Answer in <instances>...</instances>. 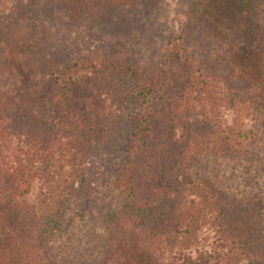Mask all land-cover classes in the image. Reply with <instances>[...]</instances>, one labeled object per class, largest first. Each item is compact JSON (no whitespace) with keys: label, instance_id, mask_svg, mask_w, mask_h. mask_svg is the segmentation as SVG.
<instances>
[{"label":"trees","instance_id":"trees-1","mask_svg":"<svg viewBox=\"0 0 264 264\" xmlns=\"http://www.w3.org/2000/svg\"><path fill=\"white\" fill-rule=\"evenodd\" d=\"M55 1L80 22L140 0ZM231 1L229 14L222 0L191 8L204 18L201 29L222 33L226 66L237 67L264 53V0L245 12L238 9L244 0ZM192 40L176 64L164 55L128 62L88 53L32 92L29 124L0 133V264H264V192L235 185L264 179L263 171H250L258 138L247 119L224 124L222 113L216 131L194 135L204 123L191 104L201 107L209 78L206 87L185 66L180 71L194 86L175 75L182 61L191 62ZM167 82L197 102L164 91ZM120 130V148L127 147L91 194L94 151ZM222 164L228 177L221 181L212 165ZM39 187L47 188L35 196Z\"/></svg>","mask_w":264,"mask_h":264},{"label":"rangeland","instance_id":"rangeland-1","mask_svg":"<svg viewBox=\"0 0 264 264\" xmlns=\"http://www.w3.org/2000/svg\"><path fill=\"white\" fill-rule=\"evenodd\" d=\"M198 1L167 0L161 3L158 0H140L128 9L113 6L90 14L85 20L73 22L67 19L70 18L67 6H58L55 0H0V133L28 125L29 96L32 92L40 86L46 88L48 77L53 72L85 58L88 53L96 56H104L109 52L125 55L128 62L141 61L138 58L142 56L153 60L158 55H164L169 58L170 64H176L180 55L190 49L188 40L193 39L191 62L188 64L182 61V65L180 63L175 71V75L183 77L184 71H180V68L185 66L190 69L187 70L192 73V79L202 78L204 83L205 77L209 78L208 87L204 83L208 95L203 99L201 107L195 102L191 104V110L197 113L198 122L204 123L203 127L197 128L199 135L193 134L202 136L216 131L211 127L219 124V118L224 117L222 114L226 115L224 124H238L243 120L241 118L247 119L258 138L253 152L255 165L250 171H256V175L261 174L264 172V53L258 55L259 60L248 57L245 65L226 66L223 43L220 37H216L222 36V33H217L216 28L201 29L200 20L204 18H197L191 8ZM244 1L238 6L239 10L245 12L247 5L252 11L256 10L255 3H249L252 0ZM226 2L224 4L229 14L235 7L232 1ZM212 7L217 9L215 1ZM214 21H207L208 25ZM215 22L220 25L217 20ZM229 24L234 26L236 23L229 21ZM258 61L259 65L256 64ZM193 62H196L195 66ZM191 67L194 69L191 70ZM198 70H201V74ZM185 78L187 84H192L188 77ZM167 84L169 86L166 85L164 91L172 90L178 97L183 95L179 84ZM183 96L189 101H196L188 93ZM218 132L222 134L220 129ZM122 140L124 143V130H120L107 147L94 151L92 162L98 165L93 166L87 187L91 194H96L94 188H98L97 181L105 182L111 166L122 156L123 148L127 147L123 145L120 148ZM221 167L219 169L212 165V170L222 181L228 167L226 164ZM256 179V176L252 177V181L246 177L244 181L236 180L238 184L235 185L243 192L245 189L242 186L249 191L255 188L257 193L264 192V179ZM86 180L82 183L85 188ZM223 184L229 186L227 181ZM46 188L39 187L34 195L45 192Z\"/></svg>","mask_w":264,"mask_h":264}]
</instances>
